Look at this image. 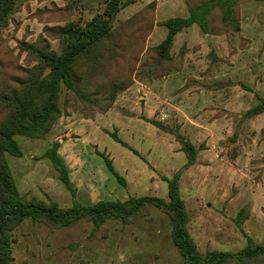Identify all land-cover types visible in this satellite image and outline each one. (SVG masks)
Here are the masks:
<instances>
[{"label": "rangeland", "instance_id": "rangeland-1", "mask_svg": "<svg viewBox=\"0 0 264 264\" xmlns=\"http://www.w3.org/2000/svg\"><path fill=\"white\" fill-rule=\"evenodd\" d=\"M152 1L154 0H137L135 4L122 9L111 21L112 28L118 27ZM13 3L14 12L9 17V23L0 31V78L19 74L16 66L28 67L29 57L23 47L35 43L40 35L46 37V26H64L72 23L76 28H83L95 17L101 16L106 7L104 0H14ZM56 8H63V12L57 11ZM171 10L173 12L174 8L168 10L165 16H157L158 19L180 17L171 13ZM187 10L189 11L188 7ZM239 14L240 28L223 35H213L221 36L214 39L218 41V47L211 50V45H206L201 56L197 57L198 62L192 61V67L198 65L201 72L212 73L218 62L226 61L220 56L227 58L238 53V49L247 48L246 44L252 41L251 50L254 51L251 54H264V1L249 0L240 3ZM51 17L67 18L61 22H50ZM166 34L167 28L158 27L151 44L161 36L164 39ZM148 39L146 48L158 46H152ZM48 41L56 52L64 51L65 43L61 39ZM179 43L180 41L174 50L171 49L174 59L182 49L178 50ZM212 54L217 59L213 60ZM146 58L145 50L139 58L138 66L143 64ZM225 63L227 67L224 66V71H231L228 68L230 62ZM33 65L35 62L31 63V66ZM173 71L177 70L171 72ZM151 80L152 78L147 77L141 81L135 79L133 85L136 81L146 83ZM173 81L177 84L176 76ZM219 82L226 81L216 83ZM213 84H200L201 88L196 92L209 89ZM164 88L166 89V86H162V92H158L163 94L162 108L155 111L153 119L161 121L159 116L163 118V114L167 115L166 119H163L164 124L172 128L178 127L179 132L190 142L195 141L200 149H204L209 141L216 150L223 148L222 162L217 165L226 168L228 172L236 155V149L232 145L236 138L235 128L231 130L225 127V135L223 126L197 128L201 132L189 126H182L183 121H180L177 113L169 110L171 93L167 90L166 92ZM126 91L117 95L107 113L94 112L92 117L85 118L81 113L82 102L73 91L62 86L59 99L61 117L56 121L54 130L42 139L16 136L23 157L6 154L19 194L26 199L45 203L56 202L62 208L71 207L74 199L84 205L127 201L133 196L167 199L168 187L164 178H171L183 168L187 163L186 156L181 152V146L172 134L161 132L144 120L145 89L139 86L133 94ZM210 102L207 96L200 95V106ZM61 118L67 120L64 126L59 121ZM90 120H94V123ZM114 133L132 150L137 151L138 155L117 143L112 137ZM56 143L60 146L66 145L65 157L68 158L65 161L72 188L75 190V198L59 180V173L49 159L44 157L45 151ZM72 154L74 156H71ZM103 156L111 160L115 171L125 179V185L120 184L109 171ZM213 168V163L204 162L192 169V175L188 174V168L182 173L180 183L181 197L186 203L190 217L188 229L199 251L202 254L208 251L237 253L244 249L248 240L236 225V218L241 209H246L249 216L242 222V230L255 243L264 244V221L258 217L261 210L257 209L254 219H251V206L244 205L247 199L242 202L241 198L237 202L233 200L237 190L231 181L226 179L224 182L227 172L222 168L223 175L219 182L223 193L216 199L211 197L210 186L217 182ZM189 176L194 177L196 183L199 182L198 187H193L194 194L191 191ZM198 195L206 197L207 201L201 202ZM210 202L211 205L207 206ZM12 239L14 264H183V258L173 244L169 216L154 207L147 215L132 223L123 224L121 221L110 220L97 232H93V224L86 220H80L66 228H50L28 219L14 230Z\"/></svg>", "mask_w": 264, "mask_h": 264}, {"label": "trees", "instance_id": "trees-1", "mask_svg": "<svg viewBox=\"0 0 264 264\" xmlns=\"http://www.w3.org/2000/svg\"><path fill=\"white\" fill-rule=\"evenodd\" d=\"M13 1L0 0V31L9 23V17L14 12ZM104 1L106 7L103 14L83 28H76L72 23L46 26L44 32L47 38L40 35L35 43L23 47L28 53V67L16 66L19 74L0 78V264H14L12 235L28 219L50 228H66L86 220L93 224V232H97L110 220L132 223L147 215L153 207L169 216L173 244L181 254L183 264H264V244L255 243L242 230V222L249 217L246 209H241L236 218L237 227L248 240L244 249L237 253L208 251L202 254L199 251L188 229L190 217L181 197L180 182L182 173L195 164L200 149L187 140L178 127H169L158 120L144 118L161 132L172 134L187 159L183 168L171 178H164L168 187L167 199L133 196L127 201L86 205L74 199L71 207L62 208L56 202L26 199L19 194L6 154L23 157L16 136L42 139L53 129L61 117L59 99L62 86L73 91L82 102L81 113L85 118L92 117L94 112L105 114L114 104L117 95L130 88L135 79H158L172 70L182 69L187 49L182 48L176 59L171 55L179 32L195 24L207 35L237 31L240 28L239 5L249 0H185L189 17L158 22V25L167 28V36L158 46L149 48H146V41L157 24L156 3L151 2L118 27L112 28L111 21L117 13L137 0ZM56 9L63 12V8ZM66 18L51 17L49 21L61 22ZM48 39H61L65 43L64 51L58 53L53 50ZM145 50L146 61L138 66L139 58ZM212 55L213 60L217 59ZM32 62L35 65L31 66ZM236 85L239 84L226 81L213 84L210 88ZM242 87L249 89L244 85ZM257 98L259 104L245 116L264 112V99L260 96ZM112 137L138 155L115 133ZM59 147L58 143L53 144L45 151L44 157L49 159L59 173V180L75 198L69 170L58 154ZM103 158L109 171L120 184L125 185V179L115 171L111 160Z\"/></svg>", "mask_w": 264, "mask_h": 264}, {"label": "crops", "instance_id": "crops-1", "mask_svg": "<svg viewBox=\"0 0 264 264\" xmlns=\"http://www.w3.org/2000/svg\"><path fill=\"white\" fill-rule=\"evenodd\" d=\"M152 2H156L155 20L157 24L148 39L150 44L152 39L156 37L157 28L164 27L159 26L158 22L167 20L158 19L157 16H165L168 14V10L174 8V11L172 12L171 10L170 12L174 15L176 14V16H180L179 18L189 17V11L187 10L184 0H154ZM148 4H145L143 7ZM219 38H221V36L203 34L196 24L184 29L176 35L172 47L174 50L175 45L180 41L178 50L181 48L187 49L182 70L170 72L162 78L152 79L146 83L144 81H136L126 92L133 94L135 89L138 90L139 86L147 91L143 92V94L146 95L143 113L147 119H153L155 111L162 108L163 94H158V92H162V86H166V89H164L171 93L172 98L169 102L171 107L169 110L177 113L176 115L180 118V121H183V124L180 123L182 126H189L191 129L195 128L197 131H200L197 128L205 126H223L222 130L225 132V135L227 133L225 127L231 128V130L235 128L236 138L235 143L232 145L236 149V155L228 172L226 168L217 165L222 162L221 155L224 151L223 148L220 147L216 150V148H213L209 144L211 141L206 143L204 149H200L199 145H197L195 141H192L194 146L200 150L195 164L191 166L187 172L189 175H192L191 171L194 167L204 162L209 164L213 163V171L217 182L211 184L210 195L212 198L216 199L223 193V190L220 188L221 182H219L223 175L221 171L222 168L223 171L227 172V177L224 179V182L226 179L231 181L234 184L233 187L237 190V195L233 200L237 202V200L241 198L242 200L240 202H242L244 199H247L244 205L250 204L251 219H254L255 211L260 209L261 215L258 217H260L261 221H264V112L251 117L245 116L251 108L259 104L257 96L264 99V54L261 56L251 54L254 51L251 50L253 47L252 41L246 44L247 48L242 50L238 49V53L231 54L227 56V58L220 56L221 59L230 62L228 68L231 71L229 72L224 71L223 68L224 66L227 67V64L225 63L226 61L224 62L222 60L214 67L212 73L201 72L198 65L192 67V61L194 63L198 62L197 57L201 56L206 45H211V50L218 47V41H214V39L216 40ZM164 39L163 36H161L151 45H159ZM260 43L262 45L263 42L261 41ZM196 47H198L197 50ZM175 76L178 79L177 84L173 83V78ZM218 81H232L239 85L233 87L226 86L219 89H201L199 93L196 92V90L201 88L200 84L211 85ZM242 85L249 89H244ZM171 89L173 92H171ZM203 94L207 96L211 102L208 105L200 106V95ZM195 114H197V116ZM162 116L163 118L159 116L161 122L164 121L163 119H166L165 117L167 115L165 116V114H163ZM59 121L64 126L67 120L61 118ZM90 122L94 123V120H90ZM65 148V144L61 145L58 149V154L66 164L65 159L68 157H65ZM71 156H74V154ZM203 158L212 160L210 162V160H203ZM189 180L192 185L191 191L193 192L195 191L193 187H198L199 182L196 183L194 177L191 176H189ZM180 183H182V180ZM180 187L182 186L180 185ZM198 196H200L199 199H201V202L207 201L206 197L202 198L201 195ZM210 205L211 202L207 204V206Z\"/></svg>", "mask_w": 264, "mask_h": 264}]
</instances>
